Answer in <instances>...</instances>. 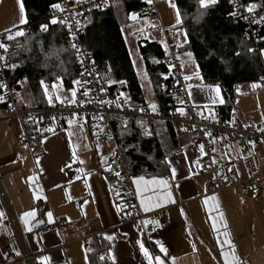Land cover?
<instances>
[{"label": "crops", "instance_id": "obj_1", "mask_svg": "<svg viewBox=\"0 0 264 264\" xmlns=\"http://www.w3.org/2000/svg\"><path fill=\"white\" fill-rule=\"evenodd\" d=\"M110 6L120 17L129 51L130 41L134 42L140 58L141 41L157 42L165 51L173 46L185 75L192 79L189 94L196 113L205 117L219 114L216 109L225 103L222 89L217 84L205 83L194 53L186 49L189 37L182 18L181 24H176L178 8L175 0L170 3L158 0L160 18L164 20L161 22L132 19L133 10L127 13L124 0H112ZM6 31L8 29L0 30V34ZM157 34L164 36L165 44L163 38L157 39ZM130 54L135 62L131 51ZM260 58L264 64V55ZM142 62L141 73L145 72L143 58ZM217 87L219 98L212 91ZM56 91L59 96L72 95V90ZM237 93L231 114L240 117L243 124L261 129L264 107L258 102L264 98L262 82L242 83ZM243 96L252 98L254 104L251 107L240 105L238 102ZM156 113L161 115L157 106ZM156 122L168 172L132 175V182L141 212L145 216L160 213L172 223L158 236L148 235L143 222L123 223L115 183L107 177L111 146H94L90 127L80 124L52 127V131L31 148L20 137L19 122L0 123V180L17 215L27 248L35 256V264H149L141 252V244L152 256H161L165 264H225L222 251L231 258L233 249L241 264H264V176L257 175L258 162L254 156L255 149L264 145L252 148L227 146L221 141L215 143L220 161L235 163L242 177H256L261 189L257 198L248 195L241 186L226 188L220 194H208L206 185L213 175L199 165L204 152L201 147L192 145L191 133L175 123L169 128L160 120ZM172 168L176 170L175 179ZM140 177L149 181L162 179L169 186L141 184L138 192L135 181ZM169 193L170 200L166 199ZM141 200L153 206L145 211ZM38 203L46 204L47 208L28 219L31 231H27L21 217L35 210L34 205ZM49 212L52 222L46 215ZM107 236L113 239L109 240ZM225 240L230 241L231 246L225 244ZM157 241L165 246L167 254L160 252ZM8 245L2 222L0 257L3 259L8 255ZM10 249L15 255V249L11 246ZM44 257L49 258L47 262Z\"/></svg>", "mask_w": 264, "mask_h": 264}, {"label": "built area", "instance_id": "obj_2", "mask_svg": "<svg viewBox=\"0 0 264 264\" xmlns=\"http://www.w3.org/2000/svg\"><path fill=\"white\" fill-rule=\"evenodd\" d=\"M132 1L142 4L141 7L131 12V16L135 14V20L146 19L161 22L157 0ZM111 2L112 0H62L59 3L60 8H51L50 16L43 24L47 25V30L56 24H63L66 27L71 45L75 44L79 49L77 52L73 48L76 57L79 56L80 67L79 76L75 81H80V83H74L75 96H59L55 88L45 82L49 96L44 95L46 101L44 107H33L26 103L25 90L13 87L9 77L10 73L20 70L23 66L20 60L23 44L19 40L32 30V26L25 24L15 30L0 34V42L8 45V52L4 53L0 50V55L6 56L8 65H17L13 69L4 67V63L0 62V83L6 85V88H1L0 103L5 104L8 109L6 113L0 114V123L13 120L19 122L22 129L20 137L31 148H35L37 142L48 133L46 130L48 128H64L75 124L90 127L93 131L91 142L94 146H111L107 177L115 183V195L122 212L123 223L150 221L151 223H145L146 231L150 236L163 234L172 226V223L160 213L145 216L141 212L132 182V174L127 167L119 144L113 117L119 119L122 127L128 126L134 118L169 121L177 124L191 133L192 145L198 147L203 145L204 154L199 159V165L213 175L212 180L206 185L208 194H220L226 188L241 186L248 195L257 198L261 189L256 177L253 175L242 177L235 163L220 161L215 152V143L221 141L227 146L259 147L264 145V126L261 129H256L245 125L235 114H231L229 117L221 114L213 117L199 116L189 94L192 79L189 77L188 80H185L184 66L173 46H169L167 51L171 77L168 96L171 100L168 103V113L165 116L155 114L150 105H134L132 98L128 95H118L113 98L106 94L94 58L83 44L80 17L86 12L105 10ZM231 3L233 12H235L234 17L246 25V37L252 42V52H256L260 56L264 50V35H262L264 21H260L255 9L251 13L246 11L250 4L245 0H231ZM52 19H56L57 23L52 24ZM253 20L260 22L254 23ZM18 30L24 31L25 35L11 41L6 39L10 32L14 34ZM262 85L264 91V64ZM162 89L168 88L163 85ZM85 93L87 94L85 95ZM180 109L183 110V114ZM254 156L258 162L257 175L264 176V146L255 149ZM0 207V212L3 213L1 216L3 226L7 230L9 239L12 240L13 250L20 253V255L15 253L13 258L1 264H35V256L27 248L17 215L10 204L1 180ZM34 208L40 215L47 206L38 203L34 205Z\"/></svg>", "mask_w": 264, "mask_h": 264}, {"label": "trees", "instance_id": "obj_3", "mask_svg": "<svg viewBox=\"0 0 264 264\" xmlns=\"http://www.w3.org/2000/svg\"><path fill=\"white\" fill-rule=\"evenodd\" d=\"M61 1L22 0L26 25H31L32 30L19 40L23 44L20 57L23 66L10 73L9 77L13 87L24 89L25 93L28 89L29 96L26 93L25 97L33 107L46 106L42 80L66 92L74 89V81L79 76V61L66 27L56 24L46 32L40 28L50 16L52 5ZM124 2L128 14L142 6L132 0ZM245 2L255 4L257 16L264 17V0ZM175 3L189 37L186 49L194 53L205 83L221 87L225 103L216 110L229 117L238 97V86L245 82H262L263 63L256 52L250 51L252 42L246 37V25L231 15V0H217L205 7H201L199 0H175ZM80 23L83 44L94 58L106 94L113 98L128 95L136 106L150 105L135 70L118 13L111 6L105 10L86 12L81 15ZM139 50L152 86L153 103L165 116L171 100L168 96L171 77L167 51L159 43L148 41H141ZM163 85L168 89H162ZM7 111L6 105L0 103V114ZM156 121L134 118L128 126L122 127L119 119L113 117L118 141L132 175H162L168 172L156 133L159 127ZM161 122L173 128L174 123ZM8 248L7 257H0L1 263L14 256L9 245Z\"/></svg>", "mask_w": 264, "mask_h": 264}, {"label": "snow or ice", "instance_id": "obj_4", "mask_svg": "<svg viewBox=\"0 0 264 264\" xmlns=\"http://www.w3.org/2000/svg\"><path fill=\"white\" fill-rule=\"evenodd\" d=\"M17 2L20 5V23L21 24H24L26 22L25 15H24V8H23L22 3H20V0H17ZM199 2H200L201 7H205V6L209 5V4L216 3L217 0H199ZM171 6L175 8V5L174 4H172ZM52 7H54V8H60V5L59 4H55V5H52ZM255 8H256V5L255 4H250V5L247 6L246 11H248V12L251 13ZM231 15L232 16H235V12L231 13ZM131 18L132 19H136L135 14H133ZM260 21H264V17H261L260 18ZM260 21L253 20L254 23L255 22H260ZM51 23L52 24H55V23H57V20L56 19H52L51 20ZM176 24L177 25L181 24V16H180V13H179V10L178 9L176 10ZM40 28H41L42 31H46L47 30V25L42 24V25H40ZM23 35H25L24 31L18 30L14 34H12L10 32V34L7 35L6 39L9 40V41H11V40L15 39L16 37H20V36H23ZM72 47L74 49H76L77 52H79V49L77 48V46L75 44H72ZM0 50H2L4 53H7L8 52V45H6L3 42H0ZM250 51H251V49H250ZM261 54L264 55V50H262ZM187 55L189 57H191V53H188ZM77 58L79 59V56ZM0 62H3L4 63V67H11V68L14 69L17 66V65H14V64L13 65H8L7 62H6V56H4V55H0ZM81 75H83V73H81ZM188 79H189V77L186 76L185 77V80H188ZM40 83H41V87L44 88V95L46 97H48L49 96V93H48V90H47V86L45 85V82L42 80ZM74 83H77L78 84V83H80V81H74ZM120 83H124V82H120ZM53 87L55 88V85ZM189 87H191V86H189ZM0 88H6V85L0 83ZM212 91H214L216 93V97L219 98V96H220V90H219V88L218 87L217 88H213ZM86 94L87 93H85V95ZM72 95L75 96V90H73ZM0 99H2V97H0ZM49 100H51L50 97H49ZM213 102H215V101H213ZM219 102L220 103H223V100L220 99ZM117 106L119 107V104ZM151 107L153 108V110H155L156 105L155 104H152ZM180 111H181V114H183V110L180 109ZM46 130L47 131H52L51 128H48ZM200 147H201V152H203V145H201ZM213 162H215V161H213ZM171 172H172V178L175 179V177H176V170L174 168H172L171 169ZM30 179H32V178H30ZM135 183L137 184V191L138 192L140 190V185L141 184H145V185H147V184H160V185H163L165 188H167L169 186L167 184V182L164 181V180H162V179L161 180L153 179V180H150L149 181V180H145L144 177H140L139 180L135 181ZM166 199H169V200L171 199V194L170 193L166 197ZM213 199H215V198L213 197ZM207 202L208 201L206 200L205 203L207 204ZM140 203H141V206L144 208L145 211H148L149 208L153 206L150 203H146L144 200H141ZM35 215H36V211L35 210L26 212V213H24L22 215L21 219L24 222L27 231H31V227H28V219L29 218H34ZM46 215L48 217V221L49 222H52V219H53L52 213L49 212ZM0 216H3V213H0ZM145 223L147 224V223H151V222L150 221H146ZM213 228L214 229L216 228V224L215 223H213ZM106 238L109 239V240L113 239L112 236H107ZM156 243H157V245L159 247L160 252L167 254V249L165 248V246L162 243H160L159 241H157ZM224 243L231 246V242L228 241V240H225ZM193 247H195V246H193ZM140 249H141V252L143 253L144 257L148 260L149 264H153V262H154V264H165V261L161 258V256H159V255L152 256L148 252V250L144 248L143 244L140 245ZM16 254L17 255H20L19 252H17ZM221 255L224 257L225 264H241V262L239 261L238 257L235 255L234 249H233L231 258L229 257V254L228 253L223 252V251H222ZM48 259H49L48 257H44L43 258V260L45 262H47Z\"/></svg>", "mask_w": 264, "mask_h": 264}, {"label": "rangeland", "instance_id": "obj_5", "mask_svg": "<svg viewBox=\"0 0 264 264\" xmlns=\"http://www.w3.org/2000/svg\"><path fill=\"white\" fill-rule=\"evenodd\" d=\"M167 1H169V3H170V0H167ZM20 3H22V0H20ZM22 5H23V3H22ZM157 7H158V0H157ZM23 8H24V6H23ZM158 10H159V7H158ZM159 13H160V11H159ZM24 15H25V20H26L25 9H24ZM161 19H162V17H161ZM24 24L20 23V5L18 4L17 0H0V30L8 29V31H6V32H9V31L15 30L16 28H18L20 26H23ZM156 24H158V23H156ZM159 31L160 30H158V33H159ZM162 38H163V41L165 44L164 36L162 37L161 35L157 34L158 40H161ZM130 51L135 58V62H134L135 68H136L137 72L139 73V74L138 73L137 74H138V76L142 82L143 88L145 90L147 102H148V104H150V107H151V105L154 104L153 102L155 100L153 93H152V90H151L152 86H151L149 78L146 74V71L141 73V71L143 69V62H142V58H140L138 51H136V47H135L133 41H130ZM249 87L252 88L253 86L250 85ZM55 91H56V89H55ZM56 92L58 93V91H56ZM26 93L29 96V92H28L27 88H26ZM251 99L252 98H249L247 96H243V97H241V100L238 103H240V105L245 104V105H248L249 107H251L254 104V100H251ZM255 100H256V98H255ZM25 102L28 104L30 103L29 99L25 100ZM256 102H257V100H256ZM258 103L260 105H263V107H264V98L259 99ZM151 109L153 112L156 113V108H155V110H153V108L151 107ZM3 229L5 231V235L7 237L8 242L10 243L11 248L13 249L12 240L9 239L5 226H3Z\"/></svg>", "mask_w": 264, "mask_h": 264}, {"label": "water", "instance_id": "obj_6", "mask_svg": "<svg viewBox=\"0 0 264 264\" xmlns=\"http://www.w3.org/2000/svg\"><path fill=\"white\" fill-rule=\"evenodd\" d=\"M40 224H42V223H40Z\"/></svg>", "mask_w": 264, "mask_h": 264}]
</instances>
